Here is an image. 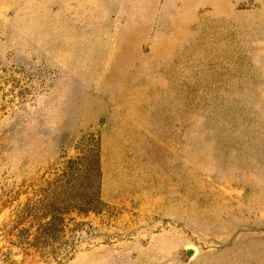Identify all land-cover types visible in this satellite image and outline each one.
Returning a JSON list of instances; mask_svg holds the SVG:
<instances>
[{
  "label": "rangeland",
  "instance_id": "rangeland-1",
  "mask_svg": "<svg viewBox=\"0 0 264 264\" xmlns=\"http://www.w3.org/2000/svg\"><path fill=\"white\" fill-rule=\"evenodd\" d=\"M95 146L70 255L19 243ZM0 264H264V0H0Z\"/></svg>",
  "mask_w": 264,
  "mask_h": 264
},
{
  "label": "trees",
  "instance_id": "trees-1",
  "mask_svg": "<svg viewBox=\"0 0 264 264\" xmlns=\"http://www.w3.org/2000/svg\"><path fill=\"white\" fill-rule=\"evenodd\" d=\"M100 175L99 154L96 146L88 149L81 156L66 159L61 172L52 180L53 189L50 197L52 205L51 211H48L52 219L41 223L40 230L37 232L38 237L29 240L21 235L18 236L19 243L37 248L48 242L46 238H52L49 240L60 244L62 247L60 250L67 251L64 254L67 258L73 250V245H66V241L62 240L65 215L70 211L87 213L101 210L102 201L98 190ZM44 214L46 213L37 218L43 219ZM18 221L19 219L15 222L18 223ZM50 227H53V235L46 236L47 229Z\"/></svg>",
  "mask_w": 264,
  "mask_h": 264
}]
</instances>
